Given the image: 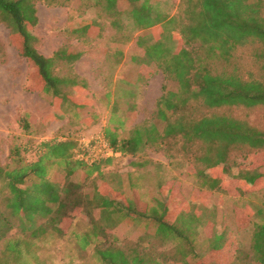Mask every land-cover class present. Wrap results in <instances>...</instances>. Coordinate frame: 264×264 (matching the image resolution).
<instances>
[{
	"label": "rangeland",
	"instance_id": "obj_1",
	"mask_svg": "<svg viewBox=\"0 0 264 264\" xmlns=\"http://www.w3.org/2000/svg\"><path fill=\"white\" fill-rule=\"evenodd\" d=\"M157 1L160 12L167 17L180 13V0ZM91 3L92 0H64L63 4H49L36 0L38 21L32 29L38 38L36 47L45 56H51L61 46L80 54L71 64H61L60 67L61 73L73 71L86 81L85 89L70 92L71 98L91 100L81 109L59 100L53 101L51 96L38 91L34 83V88L30 87L32 64L21 55L18 42L11 39L9 28L0 21V164L9 161L14 144L25 147L20 149L22 156L35 160L40 154L41 142L71 139L79 146L82 141L103 137V128L113 112L126 118L125 131L143 121L153 120L155 103L163 93V84L166 89L176 88L174 81L164 79L154 62L143 67L138 60L133 61L132 56L137 54L139 59L143 56L135 47L138 36L146 34L148 41H154L168 35L177 23L172 22L165 30L161 27L160 31L153 33L149 28L132 23L124 14L120 17L121 27L117 29L111 24L112 17ZM252 49L254 46L235 49V58L242 71L248 68L257 70V62L251 58ZM18 109L29 113V132L18 125ZM59 111L63 117L56 119ZM185 111L192 118L212 112L228 113L264 131L262 105L209 109L200 101H193ZM94 114L96 118L92 117ZM162 126V122L158 123L159 130ZM118 132H121L120 128ZM204 145L199 140L188 142L180 136L169 137L160 146H146L134 156H112L111 162L101 167V175L95 173L87 180L82 179L80 169L68 175L66 168L48 161L47 177L60 189L67 181H84L82 190L87 192L92 191L91 181L106 188L107 185L116 187L120 184L139 209H144L145 201L151 195L159 194V188L163 186L167 198H170L169 217L173 218L181 209H192L197 214L194 247L202 256L203 264L212 261L231 264L237 241L253 261L255 254L249 248V230L237 229L247 225L249 217L250 222L260 219L261 215L255 212L262 206L263 196L259 192L241 193L237 173L264 170V147L232 146L229 157L234 163L227 164L228 169L216 167L196 177L193 173L200 166L197 157L201 156ZM214 177L217 185L212 181ZM6 193L0 182V209L4 208ZM234 196H242L237 201L243 199L254 214L249 216L239 208H235L232 214ZM53 210L48 215H35L32 223L12 218V228L0 238V264H104L95 252L98 242L111 246L137 245L165 261L176 254L174 241L156 234L140 220L132 223L118 220L112 224L97 207H69L63 215L56 212V207ZM30 224L34 234H31V228L25 229ZM41 226L44 231L38 228ZM93 226L102 230L101 236L82 249L79 235L90 231ZM217 237L218 241H215ZM8 241L18 245L16 251L6 254L4 250ZM211 244L216 245L215 248L212 249Z\"/></svg>",
	"mask_w": 264,
	"mask_h": 264
},
{
	"label": "trees",
	"instance_id": "obj_2",
	"mask_svg": "<svg viewBox=\"0 0 264 264\" xmlns=\"http://www.w3.org/2000/svg\"><path fill=\"white\" fill-rule=\"evenodd\" d=\"M35 1L0 0V21L9 28L11 39L18 42L21 55L32 64L30 87L51 96L53 101L59 100L81 109L91 100L71 98L70 92L77 88L85 89L86 81L73 71H69L70 74L61 73L60 67L61 64H71L80 54L66 46H61L51 56L38 51V38L32 32L38 21ZM42 1L49 4L64 2ZM91 5L98 6L106 16L112 17L111 24L117 29L121 27L120 17L124 14L132 23L149 28V32L153 33L160 31L161 27L165 30L172 22L177 23L168 35L154 41H148L146 34L135 40V47L143 56L139 59L136 54L132 60H138L143 67L154 62L164 79L174 81L176 88L166 89L163 84V93L155 103L154 119L136 124L127 131L124 130L125 117L116 116L114 112L110 115L108 124L103 128L104 138L117 155L134 156L146 146H160L169 137L180 136L188 142L199 140L205 144L201 156L197 157L200 166L193 173L199 177L209 169H224L227 164H233L234 160L229 157L232 146L264 147V131L245 119L223 112L192 118L185 111L193 101H200L209 109L264 106V0H180V13L175 17L161 13L157 0H92ZM125 5L128 8L124 9ZM242 46H254L251 58L257 62V70L248 68L242 71L235 58V49ZM60 113L57 112L56 119L63 117ZM17 114L19 127L29 132V113L18 109ZM160 122L163 123L161 130L158 128ZM19 145L11 146L9 161L0 164V182L7 190L3 198L4 208L0 209V238L12 228V218L32 223L35 215H48L54 207L61 215L69 207H97L112 224L118 220L125 223L140 220L156 234L174 241L176 246V254L165 261L153 257L137 245L111 246L98 242L95 252L104 264H203L202 256L194 247L197 214L192 209H181L173 218L169 217L170 198H167L163 186L159 188V194L151 195L145 201L144 209L137 207L120 184L116 187L106 184V188L91 181L92 191L87 192L82 190L84 181H67L60 189L47 177L48 161L66 168L68 175L80 169L82 179L87 180L95 173L101 175V167L109 164L112 156L86 164L75 158L78 149L75 142L66 139L41 142L38 157L28 160L20 154V149L25 147ZM212 181L217 185V178ZM237 182L241 193L259 192L263 202L255 212L261 215L260 219L250 222L249 217L247 225L237 229L249 230V248L255 258L252 261L244 246L237 241L230 263L264 264V170L238 172ZM241 197H233L232 214L235 208H239L251 216L254 213L243 199L237 201ZM32 227L30 224L24 228H31V234H34ZM38 228L45 230L43 226ZM101 233L102 230L93 226L90 231L79 235L80 247L84 249ZM17 245L8 241L4 252L16 251ZM215 246L211 244L212 249ZM208 264L218 263L212 261Z\"/></svg>",
	"mask_w": 264,
	"mask_h": 264
},
{
	"label": "built area",
	"instance_id": "obj_3",
	"mask_svg": "<svg viewBox=\"0 0 264 264\" xmlns=\"http://www.w3.org/2000/svg\"><path fill=\"white\" fill-rule=\"evenodd\" d=\"M75 158L93 164L94 162L116 155L104 136H96L90 140L82 141L75 152Z\"/></svg>",
	"mask_w": 264,
	"mask_h": 264
}]
</instances>
